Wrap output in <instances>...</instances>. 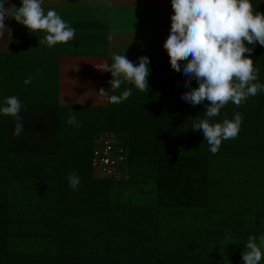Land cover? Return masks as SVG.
Returning a JSON list of instances; mask_svg holds the SVG:
<instances>
[{"label":"trees","instance_id":"obj_1","mask_svg":"<svg viewBox=\"0 0 264 264\" xmlns=\"http://www.w3.org/2000/svg\"><path fill=\"white\" fill-rule=\"evenodd\" d=\"M55 51L0 56V106L18 97L23 123L16 136L15 119L0 114V264H221L250 236L264 245V91L211 118L243 117L238 136L212 154L192 130L210 102L181 99L188 78L170 60H150L146 91L125 81L110 93L109 84L110 94L131 89L119 104L62 106ZM255 53V83L264 84V46ZM104 131L124 139L122 180L93 177Z\"/></svg>","mask_w":264,"mask_h":264},{"label":"clouds","instance_id":"obj_2","mask_svg":"<svg viewBox=\"0 0 264 264\" xmlns=\"http://www.w3.org/2000/svg\"><path fill=\"white\" fill-rule=\"evenodd\" d=\"M6 0H0V38L5 33L11 37L12 29L5 24L6 17L14 18L26 26L30 32L43 30L46 36L40 43L49 47L58 43H67L75 35V29L66 23L54 10L45 14L42 0H22V6L6 8ZM174 15L170 17V33L163 47L167 51L172 69L188 78L184 87L189 88L181 99L193 106L208 101L204 119L193 122V131H202L209 151L216 154L222 140L235 139L243 122L242 114L236 113L233 119L212 123L211 118L220 114L230 101L239 106L248 97L264 91V84L255 83L258 70L254 69L251 58L257 42L264 46V13L253 10L251 0H171ZM245 53L249 55L246 57ZM111 65L103 63L100 70L110 72L111 92L119 89L125 81L135 85L140 91L149 88L150 59L138 57L134 63L123 54H113ZM32 77L24 80L31 83ZM195 80L198 87H192ZM101 88L99 95L107 97L109 103L119 104L127 100L132 92L124 90L120 95L110 94ZM22 104L18 97L9 96L0 106V114L13 117L16 121L14 135L23 131L22 118L19 113ZM68 124L79 127L75 115H70ZM70 187L75 190L80 184L76 172L67 176ZM227 238V234H226ZM264 244V236L260 237ZM244 264H260L261 247L255 236H250L242 253Z\"/></svg>","mask_w":264,"mask_h":264},{"label":"crops","instance_id":"obj_3","mask_svg":"<svg viewBox=\"0 0 264 264\" xmlns=\"http://www.w3.org/2000/svg\"><path fill=\"white\" fill-rule=\"evenodd\" d=\"M253 10L264 13V0H251ZM22 6V0H8L5 7ZM45 14L54 10L75 29L74 37L67 43L49 47L40 43L46 32L29 29L14 18L6 17L5 24L12 29L11 37L5 33L0 38V56L15 53L27 55L36 53L40 48L54 49L67 45L95 46L96 53L57 52L58 62V104L62 106L95 107L106 106L108 98L98 94L101 88L109 92V72L101 71L103 63L113 54H125L129 60L146 56L150 60H170L163 45L167 40L171 19L174 15L171 0H42ZM251 58L257 57L255 45ZM56 52V51H55ZM249 54L245 53L247 57ZM262 220L263 219H256ZM264 230V223L261 228ZM264 254V245H261ZM238 249L237 260L223 261L221 264H244ZM263 258V257H262ZM260 264H264V258Z\"/></svg>","mask_w":264,"mask_h":264},{"label":"built area","instance_id":"obj_4","mask_svg":"<svg viewBox=\"0 0 264 264\" xmlns=\"http://www.w3.org/2000/svg\"><path fill=\"white\" fill-rule=\"evenodd\" d=\"M126 160L124 139L113 131L102 132L90 160L93 177L112 181L124 179Z\"/></svg>","mask_w":264,"mask_h":264},{"label":"rangeland","instance_id":"obj_5","mask_svg":"<svg viewBox=\"0 0 264 264\" xmlns=\"http://www.w3.org/2000/svg\"><path fill=\"white\" fill-rule=\"evenodd\" d=\"M100 48H96L95 46H87V45H67V46H59L57 47V52H62V53H96L98 52ZM101 50V49H100ZM55 52L56 54H58ZM264 190V189H263ZM260 245V244H259Z\"/></svg>","mask_w":264,"mask_h":264}]
</instances>
